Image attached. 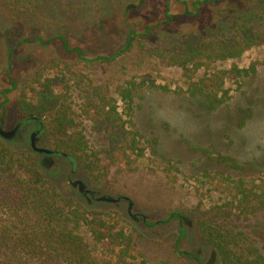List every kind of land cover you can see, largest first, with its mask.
Returning <instances> with one entry per match:
<instances>
[{
	"label": "rangeland",
	"instance_id": "1",
	"mask_svg": "<svg viewBox=\"0 0 264 264\" xmlns=\"http://www.w3.org/2000/svg\"><path fill=\"white\" fill-rule=\"evenodd\" d=\"M197 1L202 0H0V118L5 119L6 130L22 120L17 98L23 87L36 85L34 79L39 74L42 79L66 74V81L57 80V91L69 90L79 120L84 102L80 88L98 86L123 108L120 88L133 81L129 125L140 132L144 153L132 155L130 164L113 168L100 187L66 156L54 157L52 165L43 164L42 155L32 153L30 144L35 123L25 124L21 136L7 143L32 153L45 178L65 196L75 197L88 209L117 211L134 236L140 264H221L198 225L201 210L212 203L213 196L207 192L211 177L207 175L248 178L257 175L264 164V42L237 60L243 66L257 63L256 74L214 110H207L198 99L175 93L185 83L182 71L148 52L175 43L195 47L205 38H239L245 30L250 35L264 34V0H210L198 7ZM131 30L137 33L133 47L112 62L80 60L60 38L71 48L80 47L87 57L110 56L126 46ZM74 71L77 78H72ZM152 81L169 90L151 86ZM5 90L8 102L3 106ZM81 127L91 145L100 148L105 144L88 120H82ZM53 140L45 130L38 145L53 148ZM193 146L210 152L204 154ZM216 154L231 156L248 168L227 167L217 162ZM76 179L83 180L94 194L84 196L72 187L70 182ZM103 195L120 201L97 200ZM172 210L182 211L187 218L179 245L184 254L174 250L180 222L165 221ZM130 214L145 215L147 221L158 224L147 225L142 217L136 221ZM225 223L243 231L264 251V212ZM84 233L89 237L86 229Z\"/></svg>",
	"mask_w": 264,
	"mask_h": 264
},
{
	"label": "trees",
	"instance_id": "2",
	"mask_svg": "<svg viewBox=\"0 0 264 264\" xmlns=\"http://www.w3.org/2000/svg\"><path fill=\"white\" fill-rule=\"evenodd\" d=\"M208 1H197L195 5ZM244 34L239 38H205L195 47L168 44L150 48L148 52L158 56L163 64L182 71L185 83L178 86L175 93L198 99L207 110H214L227 103L243 88L245 80L257 72V63L243 66L237 60L250 48L264 42V34L250 35L246 30ZM136 35L131 30L126 46L120 51L94 57H87L80 47L71 48L65 38H60L68 51L92 64L112 62L130 51ZM64 64L69 68V64ZM61 74V77L43 79L39 74L34 79L36 85L30 83L21 89L17 98V112L22 116L19 124L43 125V130L54 137L53 149L69 158L73 167L81 165L95 186L100 187L113 168L130 164L132 155L140 157L144 153L140 132L129 125L133 81L120 88L123 108L118 107L114 96L102 92L98 86L88 84L80 88L84 102L79 120L72 108L69 90L57 91V80L66 81V74ZM77 76L74 71L72 78ZM150 83L155 88L169 90L155 81ZM7 92L4 91L3 106L8 102ZM82 120H88L92 131L105 138L102 147L90 144L81 127ZM7 141L0 136V264H140L134 236L117 211L88 209L75 197L65 196L35 164L34 151L16 150ZM193 148L204 154L210 152L198 146ZM215 157L218 163L235 170L248 168L231 156L216 154ZM207 178H210L207 192L213 196L212 203L201 210L198 221L205 243L215 250L221 264H264L262 248L249 241L243 231L225 223L230 218H253L264 212V164L257 175L248 178L223 174H208ZM135 215L137 218L130 216L136 221L142 217L147 225L158 224L147 221L145 215ZM168 216L165 221L180 222L174 250L184 254L179 245L186 233L183 226L186 217L180 210H172Z\"/></svg>",
	"mask_w": 264,
	"mask_h": 264
},
{
	"label": "water",
	"instance_id": "3",
	"mask_svg": "<svg viewBox=\"0 0 264 264\" xmlns=\"http://www.w3.org/2000/svg\"><path fill=\"white\" fill-rule=\"evenodd\" d=\"M41 128L43 127V125H40ZM19 126L14 127L11 130H6L4 128V126L0 125V136L5 138V139H13L16 134H17V130H18ZM40 130L34 132L31 136V148L34 152H38L40 154H45V155H51L53 154L55 151L54 149L51 148H47V147H41L37 144V135L39 134ZM53 161H51V165H52ZM72 187H77L80 193L83 194H94V191H92L91 189H89L86 185V183L81 180V179H76V180H72L70 182ZM128 199V198H126ZM97 200L99 201H106V202H118L120 201V198H115V197H111L108 195H103L97 198ZM132 206V202H130L129 204V209H131ZM133 218H137L136 215L134 214H130ZM185 221H187V218H185Z\"/></svg>",
	"mask_w": 264,
	"mask_h": 264
},
{
	"label": "flooded vegetation",
	"instance_id": "4",
	"mask_svg": "<svg viewBox=\"0 0 264 264\" xmlns=\"http://www.w3.org/2000/svg\"><path fill=\"white\" fill-rule=\"evenodd\" d=\"M4 123H5V119L2 117V118H0V125H2V126H4ZM36 124V123H35ZM16 126H19V128H18V130H17V134H16V136H15V139H18L19 138V136H21V133H22V131H23V128H24V126H25V124H19V123H17V125ZM15 126V127H16ZM36 129H35V131H33L32 133H31V136H32V134L34 133V132H36V131H38V130H40V132H39V134L37 135V144H39V142H40V140H41V137H42V135H43V133H44V130H43V127L41 128V126H40V124H36ZM31 136H30V144H31ZM32 149V148H31ZM51 149H53V148H51ZM55 151V150H54ZM36 153H38V152H36ZM38 154H40V153H38ZM40 155H42V157H43V163L45 164V165H51L50 163H51V161H53L54 160V157H56V156H61V155H59V153L58 152H54L53 154H51V155H45V154H40ZM53 164V163H52ZM93 195V194H92ZM124 199H126V197H124ZM130 204V203H129Z\"/></svg>",
	"mask_w": 264,
	"mask_h": 264
}]
</instances>
